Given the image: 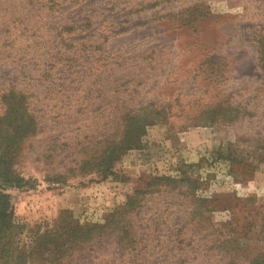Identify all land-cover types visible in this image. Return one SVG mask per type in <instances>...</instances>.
<instances>
[{"label":"rangeland","instance_id":"374dc122","mask_svg":"<svg viewBox=\"0 0 264 264\" xmlns=\"http://www.w3.org/2000/svg\"><path fill=\"white\" fill-rule=\"evenodd\" d=\"M263 63L264 0H0V120L35 125L14 247L57 231L58 264H264Z\"/></svg>","mask_w":264,"mask_h":264},{"label":"trees","instance_id":"16d2710c","mask_svg":"<svg viewBox=\"0 0 264 264\" xmlns=\"http://www.w3.org/2000/svg\"><path fill=\"white\" fill-rule=\"evenodd\" d=\"M15 93L14 90H9L4 92V97L14 99ZM14 105L6 110L8 113L6 121L4 119L0 120V264H22L25 261L32 264H46L49 262L58 264L61 258L60 248L66 245L65 243L59 244V241L54 238L55 234L58 233L57 231L50 236L51 241L48 244L45 242L46 233H38L35 236L34 245L31 246L34 250L28 253L14 247L15 236L19 227L15 221L9 195L5 192V189L10 186L21 187L25 183L23 177L13 169L16 158L15 141L20 137L33 133L35 129L34 118L30 117L26 107L24 105L22 107L20 104ZM150 113L145 109L131 115V117L129 116L132 121L126 125L127 136L121 139L119 143L110 142L106 145L105 150L107 151L102 161L104 166L101 169L103 172L112 168V161L117 158L118 152L138 146L144 128L151 124L148 118ZM79 234L83 235L81 229L74 233V242ZM56 236H59V234H56Z\"/></svg>","mask_w":264,"mask_h":264}]
</instances>
